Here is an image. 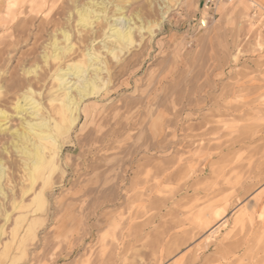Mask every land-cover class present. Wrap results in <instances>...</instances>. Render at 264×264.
Segmentation results:
<instances>
[{
	"label": "rangeland",
	"instance_id": "1",
	"mask_svg": "<svg viewBox=\"0 0 264 264\" xmlns=\"http://www.w3.org/2000/svg\"><path fill=\"white\" fill-rule=\"evenodd\" d=\"M34 1L17 3L21 16L33 19L24 24L27 35L71 10L68 0ZM112 1L110 11L119 6L125 17L138 14L155 27L135 32L136 45L118 62L104 56L107 90L84 103L94 106L91 118L81 116L64 140L61 171L46 172L50 188L41 208L28 194L22 200L29 207L11 209L28 184L11 148L3 151L11 130L22 131L20 120L12 117L0 135V264H264V0H254L256 16L246 0L208 10L205 0ZM47 30L36 44L24 33L19 45L4 48L6 110L14 92L5 88L8 75L21 58L26 69L43 66L39 57L53 28ZM0 39L9 40L2 32ZM51 87L49 79L44 107ZM18 215L22 228L33 222L21 247L11 237Z\"/></svg>",
	"mask_w": 264,
	"mask_h": 264
},
{
	"label": "bare ground",
	"instance_id": "2",
	"mask_svg": "<svg viewBox=\"0 0 264 264\" xmlns=\"http://www.w3.org/2000/svg\"><path fill=\"white\" fill-rule=\"evenodd\" d=\"M4 1V5H0V32H2L3 35L6 34L9 40L0 42V62L5 53L4 48L6 46L18 44L23 38V34L26 32L24 24H30L31 20H33L31 17H29L31 19H28V17L24 18L25 16H21L23 15V11L20 10L21 6L18 4L22 0ZM35 1L32 3L33 5ZM56 1L59 2L60 0ZM38 2L39 0L37 3ZM65 2L71 10L66 11V16L63 14L65 17L61 22L53 21L52 19H43L40 25H37L35 27L36 29H34L37 34H30L32 35L30 36L26 34L27 32L25 33L24 38L31 37L34 44H36L41 39L42 35H45L48 31L47 27L53 28L50 34L48 32L49 41L44 43L43 49L45 50L39 57L43 66L46 67L45 70L43 69L44 72H40L43 66L41 65L42 67L40 68L38 64H34L26 69L22 64L25 59L21 58L17 61L21 68L17 70L14 69L16 71H14L12 75H8L11 76V78H7L8 83L5 88L14 91L10 110H6L5 108L7 99H4L2 90L3 85H0V135L9 130L5 125L12 117H17L23 128L22 131H18L17 129L11 130V139L8 145L3 147V151H5L6 154L8 153L7 148L9 147L16 155L22 173L21 180L28 183L20 192V201L18 203L14 200L10 201L12 210H20L29 207V204H25L23 202L24 200H22L24 196L28 194L31 195L29 203L37 202V208H41L42 201L44 200V191L50 188V183L48 182L49 178L46 172L54 169L61 171L58 162L62 153V144L64 140L70 137L71 132L79 124L81 116H83L86 121L92 115L94 106L84 103L99 97L107 90L110 70L105 57H109L110 60L118 62L121 54L128 51L133 45H136L134 40L135 32L138 34H141V32L150 34L152 33L153 27H155V25L152 24L144 26L138 14H135L133 17H125V14L122 13L123 9L119 6H116L115 11H110L112 0H83L82 2L79 0H68ZM64 5L62 8H64ZM166 7L168 9V6ZM50 8L52 9V6ZM51 12L53 13L52 10ZM166 12L167 11L161 12V16L163 17ZM18 16H21V18ZM71 23H74V25L71 26ZM141 37L140 35V38ZM74 39L77 43L76 41L74 43L72 42ZM96 45H99V49L95 48ZM34 51L32 52L34 53ZM78 51L81 52L79 56H77L78 54L76 55ZM27 57L28 56H25V58ZM66 57H68L70 61L64 64ZM30 60H28V62ZM4 62H6V60ZM50 62L53 65L52 69L47 70V66H49ZM61 64H63V66H60ZM11 73L12 72H10V74ZM1 76L2 75H0V83L3 82ZM49 79L51 80L52 87L49 88L47 92L48 95L45 98L47 106L44 107L42 104L43 96L41 91ZM37 86L39 87L37 88ZM40 97L42 98L40 99ZM1 119H4V121ZM63 174L62 172V175ZM5 178V166L0 160V197L3 200L6 198V193L2 186V180ZM40 178L43 179V183L35 190L34 185ZM211 216H213V214ZM3 218L7 221L8 214L5 213ZM24 219V216L18 215L15 219L16 222L13 221L15 224L12 227L11 237H17L16 245L18 247L22 246L25 242V237L32 232V221L27 220V224L23 226V228L21 227V223L24 222ZM20 229L22 230L19 233ZM2 233L3 230H1L0 234ZM12 238L11 240H13ZM185 239H187V236ZM152 243L154 245V242ZM3 247L5 249V246ZM14 247L16 248V246ZM161 247L159 249H161ZM150 248H152V246ZM0 254L5 255V251H2Z\"/></svg>",
	"mask_w": 264,
	"mask_h": 264
},
{
	"label": "built area",
	"instance_id": "3",
	"mask_svg": "<svg viewBox=\"0 0 264 264\" xmlns=\"http://www.w3.org/2000/svg\"><path fill=\"white\" fill-rule=\"evenodd\" d=\"M246 1H248L249 5L251 7L252 14H253L252 16H256V14H257L256 12H257V9L259 8V5L254 0H246ZM217 2H223L226 4H230L233 2V0H205V2L203 4V9L208 10L209 5H211L212 3H217ZM261 29L264 32V21H262V23H261Z\"/></svg>",
	"mask_w": 264,
	"mask_h": 264
},
{
	"label": "crops",
	"instance_id": "4",
	"mask_svg": "<svg viewBox=\"0 0 264 264\" xmlns=\"http://www.w3.org/2000/svg\"><path fill=\"white\" fill-rule=\"evenodd\" d=\"M90 118H91V117H90ZM90 118H89V119H90ZM89 119H88V120H89ZM88 120H86V121H88Z\"/></svg>",
	"mask_w": 264,
	"mask_h": 264
}]
</instances>
